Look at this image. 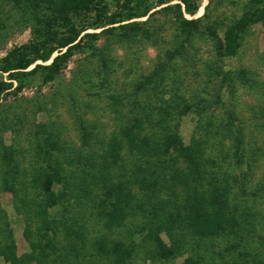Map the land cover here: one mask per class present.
<instances>
[{
  "label": "trees",
  "instance_id": "trees-1",
  "mask_svg": "<svg viewBox=\"0 0 264 264\" xmlns=\"http://www.w3.org/2000/svg\"><path fill=\"white\" fill-rule=\"evenodd\" d=\"M1 1L26 20L30 38L0 58V107L25 89L55 81L77 54L96 59V78L108 90L114 71L100 42L155 45L156 29L147 23L154 15L174 22L176 40L163 54L158 49L151 71L108 96L115 117L109 133L74 112L78 145L63 139L54 123L29 133V147L20 149L13 139L1 143L0 192L10 198L29 251L17 254L0 205V259L264 264V218L254 205L255 198H264V173L256 172L264 146L254 138L264 133V78L255 69L224 64L237 56L252 25L264 26V0H251L221 27L205 26L204 15L194 18L201 0ZM198 37L212 43L214 56L205 66L217 75L215 88L185 97L175 87L163 99L168 72L178 61L194 60ZM173 80L175 86L181 82ZM239 87L263 103L243 107L236 101ZM244 109L250 114L247 129ZM185 116L196 118L188 142L179 131ZM26 151L30 159L24 163Z\"/></svg>",
  "mask_w": 264,
  "mask_h": 264
},
{
  "label": "rangeland",
  "instance_id": "rangeland-1",
  "mask_svg": "<svg viewBox=\"0 0 264 264\" xmlns=\"http://www.w3.org/2000/svg\"><path fill=\"white\" fill-rule=\"evenodd\" d=\"M251 0H201L200 7L194 16L204 15L201 23L205 26L214 24H229L252 3ZM187 18H190L187 16ZM141 21L145 18L140 19ZM26 20L17 15L10 7L0 0V58L12 47L26 42L30 38V28ZM148 27L156 29V44L149 41L140 42H100L105 44L108 57L111 60L110 66L112 75V87L108 90L100 88L97 73L101 70L96 59L77 54L68 63L67 68L53 82L44 86H33L25 89L16 100L9 99L0 107V147L1 143L9 144L13 140L18 141L20 149L29 147V133H33L41 127L54 123L61 131L63 139L74 142L78 145V133L74 123V112L83 115L85 119L96 123L102 131L109 133L113 129L115 117L109 106V95L121 94V91L128 87L130 81L144 75L152 70L155 65V58L158 49L161 54L168 47H173L176 40V29L174 22L163 15H154L148 19ZM220 29V28H219ZM211 41H205L202 37L195 39V46L198 51L193 61H178L168 72L163 82L166 93H162L163 99H169L171 92L177 87L178 94L190 96L193 92L205 89L202 95L210 93L216 86L217 75L205 66V62L212 60L214 49ZM264 54V26L261 23L252 25L244 34L239 53L233 59L224 62L225 68L249 67L259 72L264 78V61L261 55ZM87 74V75H86ZM90 76V79H88ZM176 76L180 84L175 86L173 79ZM161 97L160 90L156 91ZM236 101L244 107L248 104L256 105L257 98L239 87L236 91ZM159 97V98H160ZM159 98H153V103H158ZM75 100V104L73 103ZM157 100V101H156ZM264 100V98H262ZM241 109V108H240ZM248 111L242 113L244 128H249ZM196 118L185 116L179 120V131L185 142L195 132ZM6 127V130L4 129ZM248 131V130H245ZM255 141L258 147L264 146V133L255 134ZM27 163L29 154L24 153ZM256 172L258 175L264 173V161L257 163ZM257 205L264 218V198H255L254 205ZM0 205L7 212L10 225L15 233L16 252L18 255L29 251L27 244L20 235L19 219L11 208L10 198L7 194L0 192ZM165 239V237H163ZM166 240V239H165ZM182 258L176 260L181 262ZM137 264L141 262L137 261ZM0 264H7L0 259Z\"/></svg>",
  "mask_w": 264,
  "mask_h": 264
}]
</instances>
